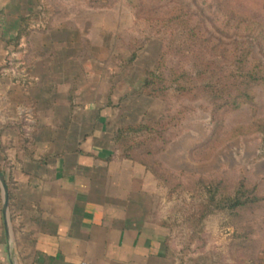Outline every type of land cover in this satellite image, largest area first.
Returning a JSON list of instances; mask_svg holds the SVG:
<instances>
[{
    "label": "rangeland",
    "instance_id": "1",
    "mask_svg": "<svg viewBox=\"0 0 264 264\" xmlns=\"http://www.w3.org/2000/svg\"><path fill=\"white\" fill-rule=\"evenodd\" d=\"M90 1L86 9L79 8L80 0H37L21 44L12 41L0 48V134L7 132L8 121H16L10 126L14 129L9 130L14 135L23 133L27 151L35 149V121L48 118L50 112L43 110V104H36L31 86L43 81L51 93L53 72L60 65L48 60L59 52L66 53L60 44L44 43L51 37L67 36L66 31L57 32L54 27L58 24L77 29L78 39L83 40L72 55L79 60L91 59L85 71L111 76L108 82L113 84V95L123 113L130 110L139 115L145 111L153 118L167 114L172 118L166 134L172 140L167 149L154 152L152 157L140 154L139 159L158 160L171 170L211 173L228 181L246 177L250 183L259 184L263 200L243 209L234 220L217 212L197 223V218L190 215L194 205L197 211L201 192L197 197L189 190L168 194L165 182L153 173L158 184L152 197L155 214L169 216L172 240L184 248L185 264H264V131H256L257 123L264 121V79L251 83L253 100L244 98L240 109L229 105L220 110L215 122L213 96L203 88L210 74L197 73L205 62H214V67L230 63L233 47L238 45L244 51V60L264 77V0ZM175 14L186 19L189 26L184 27L178 19L169 21ZM190 28L198 32L200 39L188 34ZM157 38L164 42V73H179L180 83L187 88L185 93L171 94L167 100L140 95L136 87L144 77L143 70L155 64ZM134 51L139 56L132 64L129 57ZM45 59L48 62H42ZM66 66L61 65L63 70ZM214 75V81L217 76L221 78L219 73ZM231 81L235 80L223 79L228 84ZM18 84L25 89L24 94L17 91ZM243 87L244 84L239 88ZM240 92L234 88L230 98ZM17 121L21 123L19 128ZM242 129L249 132L234 135ZM238 219L240 222L234 224ZM237 226L249 237L242 246L234 239Z\"/></svg>",
    "mask_w": 264,
    "mask_h": 264
},
{
    "label": "crops",
    "instance_id": "2",
    "mask_svg": "<svg viewBox=\"0 0 264 264\" xmlns=\"http://www.w3.org/2000/svg\"><path fill=\"white\" fill-rule=\"evenodd\" d=\"M36 4L0 0V48L21 44L25 34L17 37L18 32ZM54 28L67 36L44 44H60L66 53L48 60L60 65L51 93L43 81L31 86L36 104L50 112L35 121V149L27 151L23 133L9 130L16 121H8V133L0 134V264H185L184 248L172 240L169 216L155 214L153 172L124 157L114 139L122 122L150 116L123 113L111 76L106 81L104 73L85 71L91 59L72 55L83 40L77 29ZM16 89L25 92L19 84Z\"/></svg>",
    "mask_w": 264,
    "mask_h": 264
},
{
    "label": "trees",
    "instance_id": "3",
    "mask_svg": "<svg viewBox=\"0 0 264 264\" xmlns=\"http://www.w3.org/2000/svg\"><path fill=\"white\" fill-rule=\"evenodd\" d=\"M81 1L87 4V6H90L91 4L90 0ZM177 5L182 4L178 3ZM135 15H137L136 11ZM29 19L30 16L25 18V26L20 29L17 37L26 34ZM176 19H178V23L183 24L184 27L189 26L187 23L188 21L182 18L181 15L175 14L169 21ZM188 34L196 40L200 39L198 32L192 28H190ZM257 34L259 35L260 33ZM157 40L159 51L155 64L152 67L143 70L144 77L142 79V84L137 90L140 95L167 100L171 94L180 96V93H185L187 88L186 85L180 83L182 75L180 76L179 73H164L162 68L164 42L159 38H157ZM241 50L242 53L238 54ZM243 52V49L238 47V45L234 46L232 51L234 58L230 63H227L225 66L215 65L216 67H214V62H205L201 65L203 68L198 69L197 73L200 76L209 73V76L211 77V79H208V82L204 83L203 88L207 89L206 91L210 92L213 96L214 108L212 111V117L215 122L220 110L226 109L229 105H233L235 109H240L245 103L244 98L253 100L254 97L249 92L251 83L264 79L260 71L257 70L252 63H248L244 60ZM138 56V53L134 51L129 57V62L134 64V61ZM217 73L221 74L219 75L221 78L218 79L217 76V80L214 81V74ZM230 77L235 81H231L229 84L223 82V79ZM240 77L243 78L239 80ZM242 84L245 86L243 89H241L242 87L239 88ZM234 88L241 92L236 95L234 99H231L230 96L233 94ZM167 115L168 116L162 115L158 118L143 117L140 120L122 122L115 130L114 139L124 157L138 160L145 165L159 179L165 182L169 188V193L180 194L182 191L189 190L192 192V196L197 197V194L201 192L202 198L197 204V211L195 210L196 206L194 205L193 213L190 215L192 219L197 218V223H202V221H204L209 215L217 212L226 213L232 219L237 218L243 209L250 207L251 205L254 206L263 200L259 184L250 183L246 177H240L235 181H228L226 177L211 173L190 172L185 169L171 170L155 159H139L140 154L146 157H152L154 152H163L167 149L168 143L172 140L170 137L167 138L166 135L170 131V122L172 120L169 114ZM257 124L256 131H264V121L261 122L260 125L259 123ZM247 130L250 129L247 128ZM247 132L249 131H244V129H242V131H239L234 135L239 136ZM159 142L162 144V147L160 148H158ZM196 149L197 147H195L194 152ZM209 157H211V153L209 154ZM199 159H202V157ZM238 222H240V220L236 221L234 224L237 225ZM239 228L240 227L238 226L235 228L234 239L237 242L239 240V244L241 243L242 246V244L244 245L245 243L244 241L249 240V237L248 234L241 233Z\"/></svg>",
    "mask_w": 264,
    "mask_h": 264
},
{
    "label": "built area",
    "instance_id": "4",
    "mask_svg": "<svg viewBox=\"0 0 264 264\" xmlns=\"http://www.w3.org/2000/svg\"><path fill=\"white\" fill-rule=\"evenodd\" d=\"M80 264H95V263H92V262H90V261H88V260H82V261L80 262Z\"/></svg>",
    "mask_w": 264,
    "mask_h": 264
},
{
    "label": "water",
    "instance_id": "5",
    "mask_svg": "<svg viewBox=\"0 0 264 264\" xmlns=\"http://www.w3.org/2000/svg\"><path fill=\"white\" fill-rule=\"evenodd\" d=\"M5 200H6V206H7V204H8V195H7V192H6V198H5Z\"/></svg>",
    "mask_w": 264,
    "mask_h": 264
}]
</instances>
